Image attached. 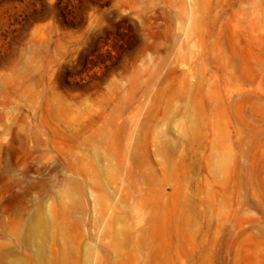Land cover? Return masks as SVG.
I'll return each mask as SVG.
<instances>
[{
	"label": "rangeland",
	"instance_id": "1",
	"mask_svg": "<svg viewBox=\"0 0 264 264\" xmlns=\"http://www.w3.org/2000/svg\"><path fill=\"white\" fill-rule=\"evenodd\" d=\"M0 264H264V0H0Z\"/></svg>",
	"mask_w": 264,
	"mask_h": 264
},
{
	"label": "bare ground",
	"instance_id": "2",
	"mask_svg": "<svg viewBox=\"0 0 264 264\" xmlns=\"http://www.w3.org/2000/svg\"><path fill=\"white\" fill-rule=\"evenodd\" d=\"M31 230H32V232H33V230H34V232H35V228L33 227V229H32V227H31Z\"/></svg>",
	"mask_w": 264,
	"mask_h": 264
}]
</instances>
